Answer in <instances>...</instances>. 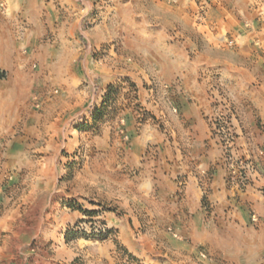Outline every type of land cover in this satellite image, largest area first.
Wrapping results in <instances>:
<instances>
[{"label": "crops", "instance_id": "crops-1", "mask_svg": "<svg viewBox=\"0 0 264 264\" xmlns=\"http://www.w3.org/2000/svg\"><path fill=\"white\" fill-rule=\"evenodd\" d=\"M176 1L154 7L152 14L167 20L155 17L146 37L136 40L143 54H137L135 107L119 114L128 139L117 141L114 211L105 218H113L117 240L140 237L138 218H145L150 237L165 239L171 264L200 246L214 256L210 264H264V55L241 56L258 64L254 70L218 71L202 67L212 59L198 50L202 41L216 42L208 32L217 35L219 27L243 48H264V0H201L208 31L186 23L190 0ZM70 9L76 17L67 27L43 0H0V146L6 153L15 150L8 144L25 139L28 84L74 75L85 14ZM89 60L87 46L81 63L88 67ZM151 78L162 87H143ZM216 118L224 120L226 134L213 133ZM252 213L257 225L249 221Z\"/></svg>", "mask_w": 264, "mask_h": 264}, {"label": "rangeland", "instance_id": "rangeland-1", "mask_svg": "<svg viewBox=\"0 0 264 264\" xmlns=\"http://www.w3.org/2000/svg\"><path fill=\"white\" fill-rule=\"evenodd\" d=\"M43 1L50 12L57 11L66 19L67 27L74 25L76 17L70 7L83 10L84 21L75 38L79 58L72 78L51 75L28 84L22 112L25 139L8 144L15 148L8 153L5 144L0 146V264H171L165 259V239L162 235L150 237L151 232L146 231L152 225L145 218H138L140 237L117 240L113 218L104 214L114 211L117 141L128 139L119 114L135 107L137 54L142 53L136 40L146 37L155 17L158 22L167 20L165 15H153L154 7L161 10L177 1ZM190 1L186 23L210 30L202 1ZM171 22L178 24L172 18ZM218 30L217 35L208 32L215 43L202 41L198 47L212 59L202 67L219 71L244 65L256 69V62H245L241 56L264 55V48H243L229 31ZM87 46L88 67L81 63V52ZM142 81L143 87H162L159 79ZM109 86L107 109L95 123L91 114L101 102L97 96L104 89L102 100ZM221 118L211 121L214 134H226ZM14 131L16 136L17 129ZM257 220L252 223L249 218L252 225ZM94 225L107 226V234L95 237L89 230ZM80 226L88 230L80 231ZM165 232L178 239L171 228L166 227ZM213 258L200 246L185 261L173 258V264H210Z\"/></svg>", "mask_w": 264, "mask_h": 264}, {"label": "trees", "instance_id": "trees-1", "mask_svg": "<svg viewBox=\"0 0 264 264\" xmlns=\"http://www.w3.org/2000/svg\"><path fill=\"white\" fill-rule=\"evenodd\" d=\"M112 87L109 86L108 87V93L106 94V96L101 100L100 104L94 109V111L91 114V120L93 122H98L99 120H101V118L103 117L105 110L107 109V102H108V98H109V93L111 91Z\"/></svg>", "mask_w": 264, "mask_h": 264}, {"label": "built area", "instance_id": "built-area-1", "mask_svg": "<svg viewBox=\"0 0 264 264\" xmlns=\"http://www.w3.org/2000/svg\"><path fill=\"white\" fill-rule=\"evenodd\" d=\"M242 184V182H240V185ZM250 219H251V222L252 223H257V215L256 214H254V213H252V214H250V217H249ZM82 226H80V229H78V230H80V231H87L88 230V228L87 227H85V226H83L82 228H81ZM108 227L107 226H105V225H103V226H101V225H99V226H95L94 225V227H92V228H90L89 230H91V232H93V235L95 236V237H98V236H102V235H105V234H107V232H108Z\"/></svg>", "mask_w": 264, "mask_h": 264}]
</instances>
